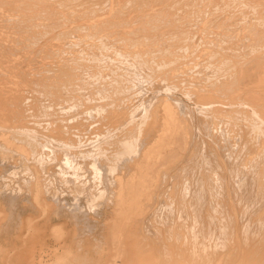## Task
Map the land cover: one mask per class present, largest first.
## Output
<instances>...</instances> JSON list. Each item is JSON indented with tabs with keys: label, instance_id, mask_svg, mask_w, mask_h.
Listing matches in <instances>:
<instances>
[{
	"label": "bare ground",
	"instance_id": "6f19581e",
	"mask_svg": "<svg viewBox=\"0 0 264 264\" xmlns=\"http://www.w3.org/2000/svg\"><path fill=\"white\" fill-rule=\"evenodd\" d=\"M95 1L0 0V242L29 264L90 242L93 264H264V0Z\"/></svg>",
	"mask_w": 264,
	"mask_h": 264
},
{
	"label": "rangeland",
	"instance_id": "374dc122",
	"mask_svg": "<svg viewBox=\"0 0 264 264\" xmlns=\"http://www.w3.org/2000/svg\"><path fill=\"white\" fill-rule=\"evenodd\" d=\"M77 1V2H76ZM85 1V2H84ZM90 1V2H89ZM67 4H69V3H71V6H67L66 8H68L69 9V7H70V9H69V11L70 12H72V10L71 9H73V11L75 12V13H78L79 14V12L78 11H82V10H79V9H84L85 10V8H91L92 6V8H94L95 6H96V1L94 2V0L92 1V0H83V1H80V0H67ZM72 2H74V3H72ZM76 2V3H75ZM80 2V3H79ZM95 4V5H93V3ZM183 2V1H182ZM84 3V4H83ZM136 4H137V2H135ZM181 3V2H180ZM85 6V5H88L87 7L85 6H83V5ZM139 4H141V3H139ZM139 4H137L138 6L137 7H140L141 5H139ZM76 5V6H75ZM79 5V6H78ZM73 6V7H72ZM83 6V7H82ZM134 6V5H133ZM143 6V5H142ZM142 6L140 7V8H142ZM72 7V8H71ZM76 7H78V9L76 8ZM79 7H81V8H79ZM65 8V9H66ZM74 8H76V9H74ZM96 8H98V5H97V7ZM49 34H46L45 36H50V33L51 32H48ZM47 36V37H48ZM21 56V55H20ZM34 60H36V61H38V59L36 58V59H34ZM205 71V73H208L209 74V72H208V70H207V72H206V70H204ZM143 87H145V91H144V88ZM171 89H174V91H171L169 88L167 89L168 91H170V92H165V90L163 89L162 91H163V93L165 92V93H168V95L169 96H171L172 98H175L176 97V99H178V100H180V101H182L183 103H185L187 106H191L189 109H191L190 110V113H191V115H193L194 117H193V119H194V121H193V123H192V133L194 134V136L196 137L197 135H198V133H200L201 132V130L199 129V127H198V116L199 115H197V114H199V113H201L200 111H203L202 113L203 114H205L204 113V109H202V108H198V106H196L194 103H192V101H190L189 99H186V96L185 95H183V94H181L180 92L178 93V89L176 88L175 89V87L174 88H171ZM145 92L144 94L143 93H141V92H143V91ZM142 90H140V92L139 93H141V94H139V96H141V97H139V98H141L142 99V101H144L145 100V98H146V102H148L149 103V99L151 100V99H153V91H156V94H157V91L159 90H154V89H149V90H147V87H146V84H142ZM152 91V92H151ZM159 92L162 94V92H161V89L159 90ZM159 92H158V94H159ZM154 95H155V93H154ZM185 96V97H183V96ZM143 96V97H142ZM174 96V97H173ZM147 99H148V101H147ZM153 101V100H152ZM152 101H150V102H152ZM145 102V101H144ZM145 102V103H146ZM147 103V104H148ZM192 103V104H191ZM197 108V109H196ZM175 110L177 111V109L175 108ZM197 113V114H196ZM32 119H34L35 120V118L34 117H32ZM39 122H37V123H34L35 125H36V128L39 130V131H41V132H44L46 129L47 130H50V127H52V128H57V127H55L54 125H61V123H62V120H59V119H57L56 121H55V124L54 125H50L47 121H41V120H43L42 118H39ZM193 129H194V131H193ZM196 130H198V131H196ZM204 135V134H203ZM41 136H44V135H42L41 134ZM52 143V142H51ZM53 144V143H52ZM55 145V144H54ZM54 145L52 146V147H54ZM55 148V147H54ZM55 149H57V148H55ZM0 171H1V169H0ZM6 206L5 204H3V202L1 203V201H0V209L2 210V213H1V216L2 217H4V215L3 214H5V212H4V210L5 209H7V206H6V208L4 207V206ZM83 234H85V233H83ZM15 243H17V242H0V246H2L4 249H7V250H9L10 251V253H12L11 255H3V254H0L1 256H0V264H29L30 262V260L28 259V256H27V250L28 249H30L32 246L31 245H28L29 246V248L26 246L25 247V250H26V248H27V250L25 251V250H23L22 251V256H20V255H14L15 254V250L13 249L14 247H15ZM48 243V242H47ZM52 243H53V245H52ZM55 242H49V244L51 245V246H49L48 248L50 249V250H53V249H55V248H57V247H60V246H56L57 244H61V242H57V244L55 245L54 244ZM91 244H89L86 248H84L83 250L81 249L80 250V254H78V255H76L75 257H73L72 258V264H93V262H94V260H95V255H94V252H93V244H95V242L93 243V242H90ZM90 245H91V248H90ZM6 247V248H5ZM36 248H40V247H36ZM74 249H76V246H74L73 247ZM87 249V250H86ZM11 250H13V251H11ZM25 251V252H24ZM26 253V254H25ZM24 254V255H23ZM16 257H18V258H16ZM21 258V259H20ZM106 257H104L103 259H105ZM18 261H21V262H18ZM71 261V260H70Z\"/></svg>",
	"mask_w": 264,
	"mask_h": 264
}]
</instances>
